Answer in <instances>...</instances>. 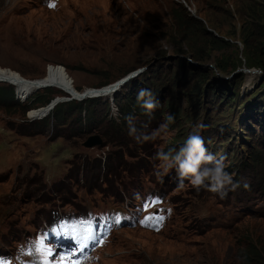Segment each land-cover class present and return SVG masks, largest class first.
<instances>
[{
  "label": "rangeland",
  "instance_id": "rangeland-1",
  "mask_svg": "<svg viewBox=\"0 0 264 264\" xmlns=\"http://www.w3.org/2000/svg\"><path fill=\"white\" fill-rule=\"evenodd\" d=\"M10 2L0 0V68L31 81L60 68L80 93L113 89L79 108L53 86L21 98L0 82L22 105L53 98L28 114L0 101V255L41 264V253H26L55 219L112 211L128 224L80 264H264V0ZM142 87L158 109L127 123L124 99ZM55 109L70 110L66 124L49 117L45 131L24 134ZM190 134L227 157L240 187L226 198L179 187L175 161L156 157L175 155ZM91 137L102 143L86 146ZM156 196L164 222L151 231L139 226L140 200Z\"/></svg>",
  "mask_w": 264,
  "mask_h": 264
},
{
  "label": "clouds",
  "instance_id": "clouds-1",
  "mask_svg": "<svg viewBox=\"0 0 264 264\" xmlns=\"http://www.w3.org/2000/svg\"><path fill=\"white\" fill-rule=\"evenodd\" d=\"M178 6L181 7L180 5ZM182 9L186 11L184 8ZM95 89H101V88H95ZM153 97L154 96L152 92L147 89H141L137 93V97H136L138 105L142 107L146 111V113L149 115H151V113L158 106V102L155 101ZM98 98L100 97H94L93 99H98ZM66 103H71V102H66ZM59 105H57V107ZM52 114L46 116L43 119H46L47 117L53 118ZM125 120L128 123L131 120V117L126 116ZM166 122H167L166 124L160 125V129H166L169 124L174 122V118L171 115H169L167 116ZM128 134L132 136L136 140L137 143H143L145 141H149V137L147 136H145L143 140H141L139 137H136L134 135V129L129 128ZM155 138H156V132H154L152 136V139H155ZM170 156H171V159L174 160L177 165L176 178H177L179 187H184L185 186L184 182L187 180L191 183L193 188H195L197 191H200L201 189H205L208 192L219 196L220 199L226 198L229 191H235L237 188L240 187L239 183L234 182L233 176L229 172L226 171L227 164L225 163V161L227 157L224 155L216 156L208 152L207 148L204 145L203 138L200 135L190 134L185 140V146L181 147L179 151L175 153V155H172L171 151L168 154H165L163 152L156 153L157 158L163 159L165 161H169ZM172 166H173L172 163L169 162L162 172L161 171L157 172V176H163L169 173L172 169ZM244 187L247 188L248 185L245 184ZM152 201H153V197L149 199L144 198L140 200L141 204L143 205L148 204L149 208L144 214V216H142L138 220V223H139V226L144 229H148L151 231H157L163 225L164 215L160 212L159 209L156 208L158 204L152 205ZM161 203H162V200H161ZM108 212H112V211H108ZM113 213H116V212H113ZM116 214H120V213H116ZM120 215L124 219L123 223H121L120 225L113 224L111 226V229L107 231L105 235L102 236L100 243L94 246V248L91 250L90 253H88V255H90L96 247L104 244L106 240H108L112 236V234L115 232V230L118 227L128 224L127 219L122 214ZM87 216L88 214L83 219L87 218ZM74 218H78V217H74ZM148 218H151V219H148ZM88 255L84 260L88 258ZM17 264H28V262L24 261L23 256L21 255L20 260L17 262Z\"/></svg>",
  "mask_w": 264,
  "mask_h": 264
},
{
  "label": "bare ground",
  "instance_id": "bare-ground-1",
  "mask_svg": "<svg viewBox=\"0 0 264 264\" xmlns=\"http://www.w3.org/2000/svg\"><path fill=\"white\" fill-rule=\"evenodd\" d=\"M20 0H11L10 5L14 4L16 5ZM183 2L186 1L187 5V0H182ZM13 5V6H14ZM17 6V5H16ZM190 8V7H189ZM192 9V8H190ZM64 68V67H62ZM8 70V69H7ZM4 70V68H0V82H8L11 85H13L18 93V97L21 98H26L30 94V92H33L36 89H42L47 86H53L56 88L61 89L65 93L69 94L71 96L70 100L77 101V102H85L89 99H93L94 97H110L112 96V89L113 87H106L100 90H89L91 91L90 93H80L76 89L73 88L71 85V81L68 79V76L66 73L60 69V68H49L48 71V76L45 79L37 80V81H31V80H26L22 76L18 75L16 72L13 71H7ZM115 86V85H114ZM105 90H108L107 95H103ZM77 91V92H75ZM78 93V95H77ZM106 93V92H105ZM69 100V101H70Z\"/></svg>",
  "mask_w": 264,
  "mask_h": 264
},
{
  "label": "trees",
  "instance_id": "trees-1",
  "mask_svg": "<svg viewBox=\"0 0 264 264\" xmlns=\"http://www.w3.org/2000/svg\"><path fill=\"white\" fill-rule=\"evenodd\" d=\"M180 12L178 10L174 11V16L175 18H177L179 16ZM143 89V87H142ZM145 89V87H144ZM52 89H47V91H50ZM138 93V92H137ZM137 93L135 92L134 94H131V95H128L125 97L124 101H129V104L127 105L126 109H121L120 111V114L122 117H126V116H130L132 117V115L138 113V116H150L149 114L146 113V111L140 107L137 103ZM51 93H47L45 96L43 97H38V96H34L33 98H31V100L28 101V106L26 105H22L20 104L18 101H15L14 100V94H13V91L12 90H9V91H0V101L2 102H9V103H14L16 106L18 107H22L23 109V113L24 114H28V111L32 108V106H35V105H41V106H45L47 105L53 98H51ZM156 97H154L153 99L155 100ZM231 102H229V104L233 103L234 101V98H230ZM101 101L100 98L98 99H91V100H87L85 102H79L78 103V107L81 108L82 107V104L83 105H86V103L88 102H92V103H99ZM156 101V100H155ZM158 101L160 102L159 98H158ZM72 103V102H71ZM72 108V107H71ZM158 109V107H157ZM157 110H155L156 112ZM70 113V110H63V109H57L56 112H54L52 114L53 116V120H56L57 122H60V125H62V122H64L63 124H66V119L67 117L69 116ZM88 115V124H92L93 121H94V117L91 115V113H87ZM66 118V119H65ZM49 117H47L46 119H43L41 120L40 123H33L31 124V130L29 132H24V134H32V133H36V132H43L45 131L49 125H50V119ZM92 119V120H91ZM172 154V153H171ZM115 172V171H114Z\"/></svg>",
  "mask_w": 264,
  "mask_h": 264
},
{
  "label": "snow or ice",
  "instance_id": "snow-or-ice-1",
  "mask_svg": "<svg viewBox=\"0 0 264 264\" xmlns=\"http://www.w3.org/2000/svg\"><path fill=\"white\" fill-rule=\"evenodd\" d=\"M148 204L144 205V210L147 211ZM151 219V218H148ZM102 227V225H101ZM95 231L94 225H88L83 234L77 232L75 229L69 230L61 228L59 231L53 229V234L57 235V238L63 237L64 240L69 241L75 245V248L58 252V245L47 244V236L38 239L37 243L30 247L26 254H33V252L41 253L43 259L41 264H79V261L74 259L78 251H83L87 246V242L91 239L92 233ZM67 257V259H65Z\"/></svg>",
  "mask_w": 264,
  "mask_h": 264
},
{
  "label": "water",
  "instance_id": "water-1",
  "mask_svg": "<svg viewBox=\"0 0 264 264\" xmlns=\"http://www.w3.org/2000/svg\"><path fill=\"white\" fill-rule=\"evenodd\" d=\"M120 83H121V82H119L118 87H119ZM101 143H102V141H101L99 138L91 137V138H89V140H88L86 146H88V147H92V146L99 145V144H101Z\"/></svg>",
  "mask_w": 264,
  "mask_h": 264
},
{
  "label": "built area",
  "instance_id": "built-area-1",
  "mask_svg": "<svg viewBox=\"0 0 264 264\" xmlns=\"http://www.w3.org/2000/svg\"><path fill=\"white\" fill-rule=\"evenodd\" d=\"M97 90H100V89H97ZM97 90H96V91H97ZM75 92H77V91H75Z\"/></svg>",
  "mask_w": 264,
  "mask_h": 264
}]
</instances>
